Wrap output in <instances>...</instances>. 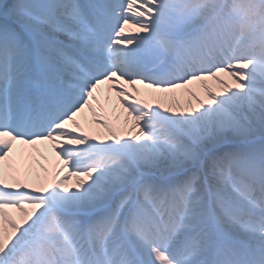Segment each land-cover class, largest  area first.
Returning <instances> with one entry per match:
<instances>
[{"label": "snow or ice", "instance_id": "snow-or-ice-1", "mask_svg": "<svg viewBox=\"0 0 264 264\" xmlns=\"http://www.w3.org/2000/svg\"><path fill=\"white\" fill-rule=\"evenodd\" d=\"M0 264H264V0H0Z\"/></svg>", "mask_w": 264, "mask_h": 264}]
</instances>
